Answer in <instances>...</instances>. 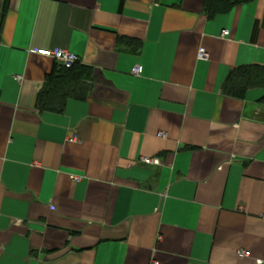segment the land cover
Listing matches in <instances>:
<instances>
[{
    "label": "crops",
    "instance_id": "crops-1",
    "mask_svg": "<svg viewBox=\"0 0 264 264\" xmlns=\"http://www.w3.org/2000/svg\"><path fill=\"white\" fill-rule=\"evenodd\" d=\"M42 47L84 98L37 107ZM249 64L264 0H0V264H264V88L221 90Z\"/></svg>",
    "mask_w": 264,
    "mask_h": 264
},
{
    "label": "trees",
    "instance_id": "trees-1",
    "mask_svg": "<svg viewBox=\"0 0 264 264\" xmlns=\"http://www.w3.org/2000/svg\"><path fill=\"white\" fill-rule=\"evenodd\" d=\"M249 1L251 0H203V11L211 18ZM90 77V68L86 65L77 63L72 68L65 69L55 64L37 95V107L60 110L68 97L84 98L90 87ZM254 87L264 88V65L249 64L231 69L221 90L225 95L240 98L246 90ZM262 100L264 102V96Z\"/></svg>",
    "mask_w": 264,
    "mask_h": 264
},
{
    "label": "built area",
    "instance_id": "built-area-1",
    "mask_svg": "<svg viewBox=\"0 0 264 264\" xmlns=\"http://www.w3.org/2000/svg\"><path fill=\"white\" fill-rule=\"evenodd\" d=\"M228 34V30L227 29H223L222 30V35H227ZM34 52L42 57H46V58H50L52 59L55 64L65 68V69H69L72 68L75 64L79 63V56L66 49V48H61V47H42V48H38L35 49ZM198 56L201 58H205L207 57L206 51L204 48H199L198 50ZM142 72V67L141 65H136L135 67H133L132 69V73H134L135 75H139ZM19 78V77H16ZM75 137L70 138V140H74ZM142 162L144 164L150 165V164H160V160L159 158L155 157H146L142 159ZM74 179H78L79 177H73ZM239 256H245V255H249L248 251H244V250H238L237 251ZM153 264H157L156 262H153Z\"/></svg>",
    "mask_w": 264,
    "mask_h": 264
}]
</instances>
